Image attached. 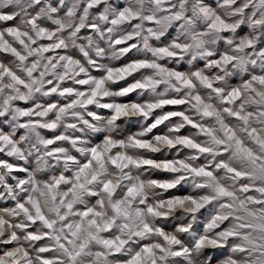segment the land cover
Instances as JSON below:
<instances>
[{
    "label": "clouds",
    "instance_id": "clouds-1",
    "mask_svg": "<svg viewBox=\"0 0 264 264\" xmlns=\"http://www.w3.org/2000/svg\"><path fill=\"white\" fill-rule=\"evenodd\" d=\"M137 256L264 264V0H0V262Z\"/></svg>",
    "mask_w": 264,
    "mask_h": 264
},
{
    "label": "snow or ice",
    "instance_id": "snow-or-ice-1",
    "mask_svg": "<svg viewBox=\"0 0 264 264\" xmlns=\"http://www.w3.org/2000/svg\"><path fill=\"white\" fill-rule=\"evenodd\" d=\"M11 22V21H10ZM211 243H215V242H211ZM11 255V254H9ZM138 259V256L137 257H133V260L129 261V264H135V261ZM0 264H2V262H0Z\"/></svg>",
    "mask_w": 264,
    "mask_h": 264
}]
</instances>
